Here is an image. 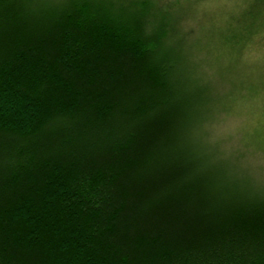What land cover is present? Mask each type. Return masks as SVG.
Returning a JSON list of instances; mask_svg holds the SVG:
<instances>
[{
  "label": "trees",
  "instance_id": "1",
  "mask_svg": "<svg viewBox=\"0 0 264 264\" xmlns=\"http://www.w3.org/2000/svg\"><path fill=\"white\" fill-rule=\"evenodd\" d=\"M182 3L0 0V264H264V155L215 132L242 82Z\"/></svg>",
  "mask_w": 264,
  "mask_h": 264
},
{
  "label": "rangeland",
  "instance_id": "2",
  "mask_svg": "<svg viewBox=\"0 0 264 264\" xmlns=\"http://www.w3.org/2000/svg\"><path fill=\"white\" fill-rule=\"evenodd\" d=\"M160 1L164 4L176 2ZM182 1L185 17L179 24L184 28L185 37L191 40L187 47L191 48L194 61L198 62L202 52L204 67L208 65L210 71H214L207 77L214 83L217 76L239 78L243 83H238L240 86L226 96L229 110L221 113L220 129L215 130L219 135L217 140L227 137V142L230 137L235 139V135L241 134L252 151L264 155V85L257 90L253 87L256 81H264V25L250 41L236 38L246 26L248 12L254 11L250 6L256 0ZM191 65L193 67V62ZM243 86H246L244 90Z\"/></svg>",
  "mask_w": 264,
  "mask_h": 264
}]
</instances>
